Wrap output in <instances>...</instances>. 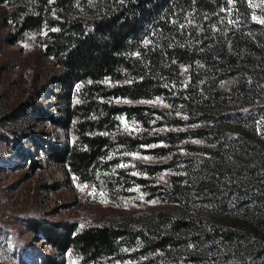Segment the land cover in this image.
Instances as JSON below:
<instances>
[{
  "label": "trees",
  "instance_id": "trees-1",
  "mask_svg": "<svg viewBox=\"0 0 264 264\" xmlns=\"http://www.w3.org/2000/svg\"><path fill=\"white\" fill-rule=\"evenodd\" d=\"M257 1L0 0V52L33 41L52 64L38 61L29 94L0 113L12 167L58 166L53 191L77 179L114 201L140 189L175 205L85 226L31 218L54 251L34 264H67L68 252L80 264H264Z\"/></svg>",
  "mask_w": 264,
  "mask_h": 264
},
{
  "label": "rangeland",
  "instance_id": "rangeland-1",
  "mask_svg": "<svg viewBox=\"0 0 264 264\" xmlns=\"http://www.w3.org/2000/svg\"><path fill=\"white\" fill-rule=\"evenodd\" d=\"M256 3L259 9L264 10L263 0ZM235 24L232 19V26ZM6 34L7 30H2L1 35ZM38 61L44 68L52 67L51 62L40 56L38 45L33 41L3 47L0 52V113L11 109L29 94ZM47 101L53 103L54 100ZM147 103L163 105L158 99ZM39 127L49 132L52 129L44 124H39ZM261 127L259 132L264 134V127ZM41 137L45 138L46 135ZM25 145L28 146V143L25 142ZM33 151L39 163H42L38 149ZM9 152L6 142L0 137V264L39 263L38 251L54 253L29 230L28 221L31 218L70 219L85 226L112 219L127 211L175 206L147 200L140 189H135V194L130 198L114 201L101 184H85L77 179H73L70 186L57 191L49 190L47 184L65 179L58 166L43 162L44 167L32 170L27 159L21 168H13V158ZM133 158L145 163L155 161L140 154H134ZM167 174L164 172L159 181L166 182ZM65 258L67 264H80L75 253L68 252Z\"/></svg>",
  "mask_w": 264,
  "mask_h": 264
}]
</instances>
